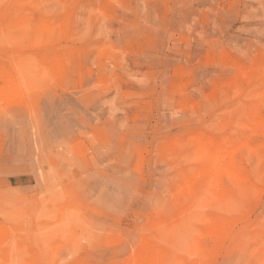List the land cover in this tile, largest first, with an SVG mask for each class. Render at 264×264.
<instances>
[{
    "label": "rangeland",
    "instance_id": "1",
    "mask_svg": "<svg viewBox=\"0 0 264 264\" xmlns=\"http://www.w3.org/2000/svg\"><path fill=\"white\" fill-rule=\"evenodd\" d=\"M0 264H264V0H0Z\"/></svg>",
    "mask_w": 264,
    "mask_h": 264
}]
</instances>
